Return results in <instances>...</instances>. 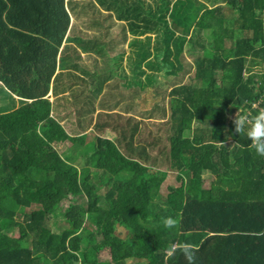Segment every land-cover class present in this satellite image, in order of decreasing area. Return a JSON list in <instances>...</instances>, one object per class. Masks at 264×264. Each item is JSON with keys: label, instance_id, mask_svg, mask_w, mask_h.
Here are the masks:
<instances>
[{"label": "trees", "instance_id": "obj_1", "mask_svg": "<svg viewBox=\"0 0 264 264\" xmlns=\"http://www.w3.org/2000/svg\"><path fill=\"white\" fill-rule=\"evenodd\" d=\"M10 1L0 12V264H188L167 254L185 242L195 264H264V158L231 117L264 110V0ZM73 107L75 132L90 138L55 118ZM69 138L78 151L64 158L53 145ZM168 171L181 184L163 193Z\"/></svg>", "mask_w": 264, "mask_h": 264}, {"label": "clouds", "instance_id": "obj_2", "mask_svg": "<svg viewBox=\"0 0 264 264\" xmlns=\"http://www.w3.org/2000/svg\"><path fill=\"white\" fill-rule=\"evenodd\" d=\"M232 124L234 125L233 133L238 136H246L250 141L248 147L254 150L258 157L264 158V110H260L251 117L246 114L239 116L235 114L232 118ZM162 223L168 229L177 226V220L171 216L162 218ZM177 251L182 253L188 264H195V252L197 251L195 245L187 242L173 244L167 249V254L168 256H172Z\"/></svg>", "mask_w": 264, "mask_h": 264}, {"label": "rangeland", "instance_id": "obj_3", "mask_svg": "<svg viewBox=\"0 0 264 264\" xmlns=\"http://www.w3.org/2000/svg\"><path fill=\"white\" fill-rule=\"evenodd\" d=\"M0 1H2V0H0ZM189 0H184V1H182L181 3H185V2H188ZM190 1H192V2H195V0H190ZM0 7H1V4H0ZM179 8H182V6H179ZM81 23H83V24H85V19H80L79 20V25L80 26H84L83 24H81ZM228 45H230L231 44V42H228L227 43ZM185 51H186V53H184L183 55H182V64L183 65H185V69H186V67L188 66L187 64H189V65H192L193 66V64H194V57L193 56H191L190 54H191V52H190V50H189V48H188V46H186L185 47ZM103 63V62H102ZM256 70H258V69H256ZM95 71V70H94ZM93 71V73L95 74V72ZM99 73H101V74H103V73H105V69L103 70V72H99ZM194 76V72L193 71H191V73H190V76L189 77H186L185 78V83L186 82H188L189 80H190V78H192ZM98 76H96L95 78H97ZM93 86L91 85V88H92ZM170 92V91H169ZM169 92H168V94H169ZM111 104V103H110ZM167 101H166V107H167ZM121 106H123V108H125V106H127V103L125 102L124 104H122ZM167 111H168V107H167ZM235 114H237V113H235ZM235 114L234 115H232L231 117L233 118L234 116H235ZM128 115V114H127ZM155 115H156V117L158 118V120H161V117H160V113L159 112H156L155 113ZM139 116V115H138ZM166 117H167V113H166ZM146 122V124H149V129H152V130H154V131H156L157 130V125H160V127H162V125L161 124H159V121H155V120H151V121H148V120H146V121H141V124L142 125H144V123ZM160 122H166V119H163V121H160ZM62 126V129L64 130V132H66L67 130H69L68 129V127L67 126H64V125H61ZM165 129V127H163V130ZM90 131H92V130H90ZM157 132V131H156ZM67 133V132H66ZM89 133V132H88ZM163 133V132H162ZM88 137L90 136V135H87ZM105 136H108V137H111V138H113V134H106ZM90 138V137H89ZM72 140H74V139H71V138H69L67 141H65V143L66 144H64V147H61L60 146V144H54L53 146L55 147V149L59 152V154H61V155H76L77 154V151H78V149L77 148H75V147H73V143H72ZM80 169V168H79ZM98 174L101 176L102 175V172H98ZM176 172H172V171H168L167 172V176H166V178L164 179V182H163V185H162V192L163 193H165V191L166 190H169V188L170 187H179L180 186V184H181V182L177 179V176H176ZM213 180H214V178L212 177V175H210V174H206L205 176H204V181H203V183H204V187L205 188H209V186H210V184L213 182ZM103 191H105V190H103ZM102 193V192H101ZM5 204V206L6 207H13V204L11 205V202H5L4 203ZM66 204V203H65ZM39 207L37 206V205H33V207H31V208H28V209H26V210H24V211H26V212H31V211H34V210H37ZM21 211L23 210V209H20ZM51 219L53 220L52 222H58V221H61L62 220V217L59 215V213H58V211L57 212H53L52 214H51ZM52 230L54 231V226L52 227ZM119 230H122L123 231V228H120ZM118 232V231H117ZM121 232V231H120ZM119 232V233H120ZM11 234V233H10ZM127 232H122V237L123 236H127ZM12 235H16L17 236V233L16 232H12ZM28 242H30V241H28ZM26 244H28L29 245V243H26ZM101 260H105V255H103L102 257H101Z\"/></svg>", "mask_w": 264, "mask_h": 264}, {"label": "crops", "instance_id": "obj_4", "mask_svg": "<svg viewBox=\"0 0 264 264\" xmlns=\"http://www.w3.org/2000/svg\"><path fill=\"white\" fill-rule=\"evenodd\" d=\"M65 1H67V0H65ZM0 4H1V7H0V12L1 13H3V15H6L7 14V11H10V9H11V1L10 0H2V1H0ZM72 21H73V19L71 18V24H72ZM6 24V23H5ZM4 24V25H5ZM70 24V25H71ZM2 27H4V26H2ZM69 29H70V26L68 27V29H67V35L66 36H68L69 35ZM66 38V37H65ZM57 60L58 59H56V62H57ZM58 72V69L56 70V73ZM90 75H92L91 74V72H90ZM0 85L3 87H5L7 90H8V88L5 86V84H4V82L3 81H1L0 80ZM51 87H52V85H51V83H50V89H49V91H48V97H47V99L50 101V102H53V100H54V98H53V96H52V91H51ZM13 95H14V93H12ZM15 96V98L16 99H20V100H28V99H26V98H22V97H18L17 95H14ZM102 98H103V94H101L95 101H94V103L93 104H95V108L96 109H98V104H99V102H102ZM106 100L109 102V100H108V98L106 97ZM29 102H31L32 100H28ZM109 104H110V102H109ZM103 105H105L104 103H103ZM18 106V105H17ZM89 108L90 109H93L94 107L93 106H90L89 105ZM94 108V109H95ZM95 109V110H96ZM97 112V111H96ZM53 114H54V112H53ZM96 115H97V113H95L94 114V117H93V119L95 120V118H96ZM54 117H55V115H53ZM57 116H59L60 118H58ZM55 118H57V120H58V122H59V124L60 125H64V126H67L68 127V129L69 130H67L66 132H67V134L70 136V137H72V138H74L73 136H78V137H81V136H85V135H87V131H85V132H82V131H80V130H78V131H76L75 132V122L76 121H78V116H77V113H76V108L75 107H73V108H71L70 110H68V111H63L61 114H60V111H58V115H56V117ZM89 119L90 118H88L87 120H88V122L87 123H89ZM90 129H91V127H90ZM90 129H88V131L90 130ZM60 144V146L61 147H64V144H66L65 142H62V143H59ZM61 155V154H60ZM62 157H64V158H67V156L66 155H61Z\"/></svg>", "mask_w": 264, "mask_h": 264}, {"label": "water", "instance_id": "obj_5", "mask_svg": "<svg viewBox=\"0 0 264 264\" xmlns=\"http://www.w3.org/2000/svg\"><path fill=\"white\" fill-rule=\"evenodd\" d=\"M74 264H79L78 262L74 263Z\"/></svg>", "mask_w": 264, "mask_h": 264}]
</instances>
